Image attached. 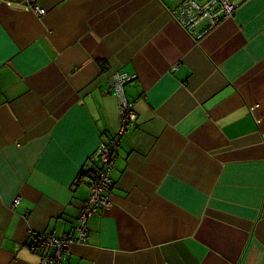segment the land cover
Instances as JSON below:
<instances>
[{"label":"crops","instance_id":"1","mask_svg":"<svg viewBox=\"0 0 264 264\" xmlns=\"http://www.w3.org/2000/svg\"><path fill=\"white\" fill-rule=\"evenodd\" d=\"M14 2L0 0V264H41L38 234L78 236L80 172L120 127L115 71L134 76L136 124L111 205L62 264H264V0L199 40L180 0Z\"/></svg>","mask_w":264,"mask_h":264},{"label":"built area","instance_id":"2","mask_svg":"<svg viewBox=\"0 0 264 264\" xmlns=\"http://www.w3.org/2000/svg\"><path fill=\"white\" fill-rule=\"evenodd\" d=\"M237 0H180L176 8L172 10L174 18L195 39H202L210 31L214 30L223 19L234 16L238 6ZM25 10H31L38 16L44 15L46 10L28 4ZM114 96L118 100V112L120 113V127L114 137L101 143L98 150L88 159L85 175L91 177V197L82 206L78 236H62L38 234L30 247L40 251L41 264H62L69 247L77 243H84L87 239V218L99 210L108 209L111 205L110 193L115 186L111 178V170L115 166L118 146L122 137L127 134L136 123L137 114L135 104L126 95V86L133 81L134 76L123 71H115ZM20 199L16 198L13 206H17Z\"/></svg>","mask_w":264,"mask_h":264},{"label":"water","instance_id":"3","mask_svg":"<svg viewBox=\"0 0 264 264\" xmlns=\"http://www.w3.org/2000/svg\"><path fill=\"white\" fill-rule=\"evenodd\" d=\"M14 1H15L14 3H16V2L19 3V2H21L22 0H14ZM237 1L240 2V1H242V0H237ZM110 84H111V85L108 87L109 89H110V88H113V85H114V79H112V80L110 81Z\"/></svg>","mask_w":264,"mask_h":264},{"label":"trees","instance_id":"4","mask_svg":"<svg viewBox=\"0 0 264 264\" xmlns=\"http://www.w3.org/2000/svg\"><path fill=\"white\" fill-rule=\"evenodd\" d=\"M80 173H82V175H83V174H85V173H84V168H83V170H81V172H80Z\"/></svg>","mask_w":264,"mask_h":264}]
</instances>
